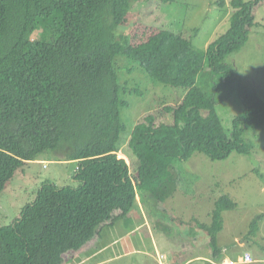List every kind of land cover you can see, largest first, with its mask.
Listing matches in <instances>:
<instances>
[{"label":"trees","instance_id":"trees-1","mask_svg":"<svg viewBox=\"0 0 264 264\" xmlns=\"http://www.w3.org/2000/svg\"><path fill=\"white\" fill-rule=\"evenodd\" d=\"M142 1L147 0H4L0 193L27 163L48 152L56 154V161L78 163L79 169L73 177L77 186L43 183L21 216L0 226V264L73 261L139 208L138 197L147 196L156 206L172 198L179 182L176 162H187L196 153L212 161L247 155L252 145L244 140L245 132L264 128V99L234 79L226 63L248 41L253 10L264 0H230V28L205 51L167 30L140 44L119 34L134 3ZM42 19L46 32L39 40L34 35ZM120 57L138 63L153 82L181 89L183 98L144 115L130 129L121 119V108L129 104L121 96L127 89L119 85ZM204 73L212 94L198 86ZM224 90L226 95L218 97ZM230 96L243 106L231 133L216 107ZM128 132L135 174L119 158ZM214 205L211 224L203 227L218 252L223 212L235 210L237 203L225 195Z\"/></svg>","mask_w":264,"mask_h":264},{"label":"rangeland","instance_id":"rangeland-1","mask_svg":"<svg viewBox=\"0 0 264 264\" xmlns=\"http://www.w3.org/2000/svg\"><path fill=\"white\" fill-rule=\"evenodd\" d=\"M216 1L218 0L136 2L128 15V20L120 27L118 33L129 37L130 42L140 44L150 35L167 30L182 34L185 39L192 42L194 50L205 51L230 28L231 24L230 0H225L227 3L225 7L218 6ZM3 8L4 0H0V29L3 24ZM253 14L254 25L249 27L248 41L241 49L232 53L226 63L233 68L234 79L255 89L264 99V1L255 6ZM45 22L41 20L34 35L39 40L44 38L43 33L46 32ZM117 65L119 85L127 89V92L121 91V96L129 104L121 108V119L130 129H133L144 115L166 104H178L183 98L181 89L153 82L138 63L134 64L120 57L117 59ZM198 86L208 94L215 92L207 74L198 77ZM226 92V90L219 92L218 97H223ZM238 100L236 96H230L228 100H223L216 106L223 125L229 133L233 129V119L242 113L243 106ZM129 138L128 132L122 143V148L127 151L119 152V158L125 159L135 174L136 158L129 149ZM244 140L252 145L251 152L247 155L233 153L227 160L212 161L206 155L196 153L187 162H176V172L179 175L177 192L165 203L156 206L154 202H149L147 205L149 220L152 222L156 236L154 237L163 242L161 246H165L166 241H171L168 247H161L159 251L169 256L170 264L171 258L175 261L192 258V248L197 249L200 246H203L201 255H207L204 245L210 247V244L207 228L203 226L211 224L210 215L214 203L225 195L230 196L232 201L237 203V208L223 212L224 227L218 234L219 255L223 253L222 258L226 259L229 256L230 259L236 260L233 249L239 247L240 240L249 244V247L241 249L240 253L246 250L253 251L260 260H263L257 264H264V128L245 132ZM40 158L47 163L45 168L38 162L24 166L0 193V226L10 225L21 216L22 209L36 200L43 183L53 182L59 187L77 186L72 178L78 170V163L77 168L72 171L74 164L56 161L57 156L54 152H48ZM137 215L138 212L135 211L133 218ZM196 218L202 227L195 223ZM143 231L147 233L146 230ZM105 232L110 233L109 230L103 233ZM177 234L181 238L180 248L177 247L180 243L176 239ZM149 244L151 240L136 244L135 248ZM226 247L230 248V251L227 249L221 251ZM147 252L155 256V250ZM108 255L105 252L96 261L88 264H95ZM155 260L158 264L156 258ZM126 264H155V262L148 255L137 253L128 258ZM188 264L211 263H207L206 260H194Z\"/></svg>","mask_w":264,"mask_h":264},{"label":"crops","instance_id":"crops-1","mask_svg":"<svg viewBox=\"0 0 264 264\" xmlns=\"http://www.w3.org/2000/svg\"><path fill=\"white\" fill-rule=\"evenodd\" d=\"M40 161L41 162L39 161H35V162H38L40 165H42V163H44V160H40ZM32 163L33 162H29L27 163V165ZM62 163L69 165L74 164L75 167H72V171L74 170V168H77L76 162L64 161ZM138 199H139V203H138L139 208L135 210L138 212L137 216H134L133 218V213L135 212L134 211L133 213L132 212L130 213L128 218L119 220L113 227L109 228L110 233L105 232L104 234H102L103 237L101 235L98 236L95 240H93L91 243H89L86 247L82 249V253H80V255L77 258H75L71 262H69L68 260L67 264H88L90 262L96 261L105 252H107L109 255L103 258L101 261L95 262V264H126L128 258H131V256L137 253H142L146 256L148 255L150 258H153L155 264H157L155 260L156 253L160 251L161 247L163 248L168 247V245L171 244L170 243L171 241H166L165 246H161L163 242L155 238L156 236L155 233L153 232L154 229L153 226L151 225L152 222L151 220H149L150 217L148 212L149 208H147L149 202H153V200L151 198H148L147 196L144 197V199L142 198V200L140 197H138ZM194 221L197 224L198 221L197 218ZM143 230H146L147 233H145ZM176 239L180 242L179 245L176 244ZM176 239H175V244L177 245L178 248H180L182 244L179 234H177ZM150 240H151V244L146 245L142 248H135L136 244L139 245L142 242L147 243ZM208 240L210 247L207 244L204 245L207 250L206 256L201 255L200 251L203 246H200L197 249L192 248L191 250L192 252L191 255H193L192 258L188 260L184 259L183 261H180V259H177L175 261L173 258H171V264H188L189 262H192L194 260H206L207 263H211V264H227L228 262L232 261V259H230L229 256H227L226 259H230V260H226L222 258L223 253L222 255H219V252L215 251L213 247V243L210 240L209 236H208ZM217 242H218V238H217ZM236 242H238V240H236ZM247 247H249L248 243L239 240V247L237 249H233V253L235 255L234 259L242 262L243 256L246 253H250L254 259V262L249 264H255V263L257 264L258 262L263 261L260 260L254 254L253 251L246 250L243 253H240L241 249H245ZM225 249H227V251H230V248L228 247L221 249V251H225ZM148 250H153V251L155 250V256L149 254L147 252ZM209 250H212V252H210ZM214 258L217 259L216 263Z\"/></svg>","mask_w":264,"mask_h":264},{"label":"built area","instance_id":"built-area-1","mask_svg":"<svg viewBox=\"0 0 264 264\" xmlns=\"http://www.w3.org/2000/svg\"><path fill=\"white\" fill-rule=\"evenodd\" d=\"M45 167L46 165H44V168ZM156 259H157L158 264H170L169 256L167 254L158 253ZM253 262H254V259L252 255L249 253H246L242 259V263L248 264V263H253ZM229 264H241V262L230 261Z\"/></svg>","mask_w":264,"mask_h":264},{"label":"clouds","instance_id":"clouds-1","mask_svg":"<svg viewBox=\"0 0 264 264\" xmlns=\"http://www.w3.org/2000/svg\"><path fill=\"white\" fill-rule=\"evenodd\" d=\"M120 157V156H119ZM40 160H42V159H40ZM40 160H37V161H39V162H41ZM33 162H35V161H33ZM42 165L44 166V165H47V163H42ZM79 169V168H78ZM138 201H139V199H138ZM159 252H157L156 253V256H155V258H157V254H158ZM250 254V253H249ZM244 257V256H243ZM243 259V258H242ZM232 261H235V260H232ZM237 262V261H236ZM240 262V261H239ZM227 264H229V262L227 263ZM241 264H244V263H242L241 262ZM249 264V263H248Z\"/></svg>","mask_w":264,"mask_h":264}]
</instances>
